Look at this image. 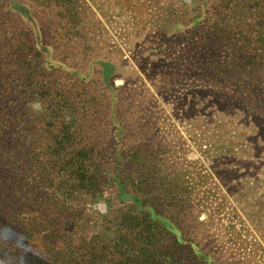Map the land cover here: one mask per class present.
I'll return each instance as SVG.
<instances>
[{"label": "rangeland", "instance_id": "rangeland-1", "mask_svg": "<svg viewBox=\"0 0 264 264\" xmlns=\"http://www.w3.org/2000/svg\"><path fill=\"white\" fill-rule=\"evenodd\" d=\"M235 1L249 11L235 20L238 32L210 44L206 32L223 0H210L208 15L194 12L191 0H0L4 122L13 120L31 143L37 137L48 141L42 117L48 113L44 88L50 83L79 102L83 112L74 114L80 144L92 140L104 162L117 158L116 150L129 152L134 141L141 150L159 153L161 184L152 187L149 206L156 209L160 200L156 210L169 209L175 235L190 240L182 245L185 264H264V48L253 31L264 15L254 2L264 0ZM18 4L26 6L24 17ZM194 17L200 21L191 29ZM160 18L165 22L158 26ZM25 35L33 48L45 50L42 60L53 62L52 69L42 64L31 74L23 72L13 41ZM234 48L254 56L247 69L238 66ZM103 63L118 66L109 84L121 95L116 117L132 136L113 130L110 109L100 118L112 101ZM27 76L33 87L26 81L28 88H22ZM143 134L145 139L135 140ZM114 192L106 190L105 198L85 205L94 219L108 215L109 198L120 206ZM191 245L198 246L199 261Z\"/></svg>", "mask_w": 264, "mask_h": 264}, {"label": "trees", "instance_id": "trees-1", "mask_svg": "<svg viewBox=\"0 0 264 264\" xmlns=\"http://www.w3.org/2000/svg\"><path fill=\"white\" fill-rule=\"evenodd\" d=\"M209 1L191 0V9L207 13ZM254 3L264 11V2ZM167 6L171 7L169 3ZM25 7L18 4L16 8L23 17ZM159 10L157 6L156 15ZM248 12L243 2L223 0L221 8L215 10L214 21L209 25L212 31L206 32V41L221 44L224 35L238 32L235 30L240 22L235 20L239 21ZM165 18L155 23L161 26ZM199 21L200 18L194 17L191 29L198 26ZM255 29L257 43L264 48V15ZM246 39L248 42V37ZM225 40L233 45L231 37ZM13 43L22 54L24 73L31 74L42 64L52 69L53 62L42 60L41 53L45 50L38 49L37 44L33 48L28 35ZM42 48L46 49L44 45ZM233 52L239 58L240 68L247 69L251 65L254 56L246 54L245 49L234 48ZM197 65L200 69V62ZM101 69L103 83L111 91L112 101L109 108L102 107L105 114L100 118L112 113L113 130L124 132L123 122H119L115 112L121 95L109 84L110 78L118 72V66L103 63ZM65 70L75 81L84 83L77 72ZM26 81H31L33 87L29 78L22 88H28ZM49 84H45L44 90L50 104L48 113L42 117L48 126L43 137L48 141H38L37 137L31 143L30 134L23 138L13 120L4 122L5 118L0 116V264H185L182 245H188L190 240L175 235V226L166 216L170 210L157 211L160 200L158 207L152 203L157 210L149 206L154 200L152 187L157 182L161 184L155 167L159 153L141 150L134 141L129 152L116 150L117 158L104 162L103 151L92 140L80 144L81 130L74 114L83 112L79 102L72 93ZM135 128L143 131V127ZM125 133L132 136L130 131ZM136 137L137 141L146 138L144 134ZM124 154L129 156L125 158ZM109 189H114L121 204L115 207L109 198L108 215L100 221L94 219L85 205L105 198ZM197 247L191 245V252L199 261L201 253Z\"/></svg>", "mask_w": 264, "mask_h": 264}]
</instances>
